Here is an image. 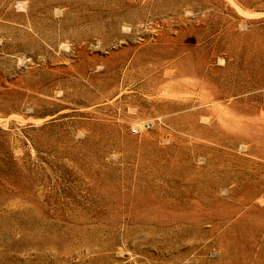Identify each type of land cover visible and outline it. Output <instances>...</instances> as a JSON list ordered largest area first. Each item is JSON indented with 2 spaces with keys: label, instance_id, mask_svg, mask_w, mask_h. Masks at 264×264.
Instances as JSON below:
<instances>
[{
  "label": "rangeland",
  "instance_id": "obj_1",
  "mask_svg": "<svg viewBox=\"0 0 264 264\" xmlns=\"http://www.w3.org/2000/svg\"><path fill=\"white\" fill-rule=\"evenodd\" d=\"M0 264H264V0H0Z\"/></svg>",
  "mask_w": 264,
  "mask_h": 264
},
{
  "label": "built area",
  "instance_id": "obj_2",
  "mask_svg": "<svg viewBox=\"0 0 264 264\" xmlns=\"http://www.w3.org/2000/svg\"><path fill=\"white\" fill-rule=\"evenodd\" d=\"M132 132H133V133H136V130L133 129Z\"/></svg>",
  "mask_w": 264,
  "mask_h": 264
}]
</instances>
